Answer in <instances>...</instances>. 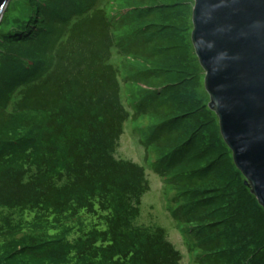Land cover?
<instances>
[{"label": "trees", "instance_id": "16d2710c", "mask_svg": "<svg viewBox=\"0 0 264 264\" xmlns=\"http://www.w3.org/2000/svg\"><path fill=\"white\" fill-rule=\"evenodd\" d=\"M100 1L25 0L2 18L0 264L181 263L162 228L136 225L149 183L115 156L121 92L196 264H264V208L210 110L194 1Z\"/></svg>", "mask_w": 264, "mask_h": 264}, {"label": "water", "instance_id": "95a60500", "mask_svg": "<svg viewBox=\"0 0 264 264\" xmlns=\"http://www.w3.org/2000/svg\"><path fill=\"white\" fill-rule=\"evenodd\" d=\"M11 0H0V24ZM192 44L210 110L264 208V0H193Z\"/></svg>", "mask_w": 264, "mask_h": 264}, {"label": "rangeland", "instance_id": "374dc122", "mask_svg": "<svg viewBox=\"0 0 264 264\" xmlns=\"http://www.w3.org/2000/svg\"><path fill=\"white\" fill-rule=\"evenodd\" d=\"M24 1L25 0H11L5 14L8 13V15H10L11 10H13L12 16L20 13L21 8L25 7ZM107 3L108 0H101L96 4L95 9L105 8ZM93 11L94 9L90 10V13ZM120 98L122 99L121 103H123L124 107L129 112L130 118L123 125V132L119 138L115 156L119 160L131 161L144 167L149 183V191L142 199L140 216L136 221V225L150 229L162 228L167 233L168 241L174 246L175 250L180 253L182 258L180 264H196L197 257L200 253L194 247L195 241L190 233V227L186 224L177 223L172 216V210L177 207L176 204L173 203L176 191L167 184L170 178L164 176L165 173H161V175L159 172L153 170V165L155 163L158 164V160L152 152L149 154V160L146 161L147 154L145 148L141 145V134L139 135L132 121L133 110L122 92ZM14 105L15 101L8 102L6 109L11 111L14 109ZM141 123L144 122L142 121ZM7 215L17 219L21 216V212H11ZM193 247L194 249L191 250L190 248Z\"/></svg>", "mask_w": 264, "mask_h": 264}]
</instances>
